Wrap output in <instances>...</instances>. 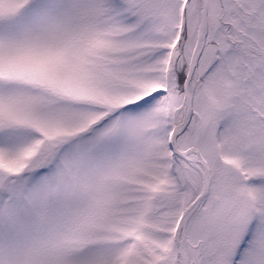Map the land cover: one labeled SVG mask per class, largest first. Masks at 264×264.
I'll list each match as a JSON object with an SVG mask.
<instances>
[{
	"label": "snow or ice",
	"instance_id": "6c2138e0",
	"mask_svg": "<svg viewBox=\"0 0 264 264\" xmlns=\"http://www.w3.org/2000/svg\"><path fill=\"white\" fill-rule=\"evenodd\" d=\"M0 264H264V0H0Z\"/></svg>",
	"mask_w": 264,
	"mask_h": 264
}]
</instances>
